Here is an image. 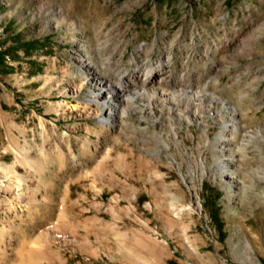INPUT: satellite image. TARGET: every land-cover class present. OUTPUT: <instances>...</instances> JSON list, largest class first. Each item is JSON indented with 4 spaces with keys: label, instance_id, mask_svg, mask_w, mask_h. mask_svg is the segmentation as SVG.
<instances>
[{
    "label": "rangeland",
    "instance_id": "obj_1",
    "mask_svg": "<svg viewBox=\"0 0 264 264\" xmlns=\"http://www.w3.org/2000/svg\"><path fill=\"white\" fill-rule=\"evenodd\" d=\"M0 49V264H264V0H0Z\"/></svg>",
    "mask_w": 264,
    "mask_h": 264
},
{
    "label": "bare ground",
    "instance_id": "obj_2",
    "mask_svg": "<svg viewBox=\"0 0 264 264\" xmlns=\"http://www.w3.org/2000/svg\"><path fill=\"white\" fill-rule=\"evenodd\" d=\"M87 65L89 66V67H91V64L90 63H87ZM87 66V67H88ZM94 68V67H93ZM93 68H92V70H93ZM95 69H97V68H95ZM164 73V72H163ZM162 73V74H163ZM139 77V78H141V77H143V76H145V77H147V79H146V82L147 81H149V82H151V81H154V80H156V79H158L157 77H155V74H145L144 73V71H142V70H140V69H138L137 70V72H136V74H135V77ZM135 79V78H134ZM138 80V79H137ZM105 84L103 83V87H101V89L97 92V95L93 98V100L97 103V105H99L100 107H101V110H100V114H101V116L103 117V119L106 121V122H110V123H112L113 122V120L115 119V115H116V112H117V110H116V108L118 107V105L116 104L115 106H110V103H112V102H114V103H117V101L119 100V99H121V98H123L124 99V96H125V92L127 91V88L126 87H124V86H122V87H117V86H114V84H112V83H110V85H112L113 87H114V89L113 90H110L109 89V87L107 86V85H105ZM197 96H200L199 94L197 95ZM174 98V97H173ZM221 100H223L225 103H226V105H228V102L225 100V99H223V98H221ZM235 123V121L233 120V122L229 125V124H226V128H229V127H233L234 128V124ZM105 125V124H104ZM114 126H116V125H114ZM110 127V126H109ZM237 129V128H236ZM225 133H226V130H225V132H223L222 133V135H223V140H222V144H221V153H225L226 152V150H227V146H230V144H231V142H230V140H228V139H226L225 138ZM232 135H233V133H232ZM238 135V134H237ZM228 167V165H226V168ZM18 185H17V187H20L21 186V183H22V180H19L18 182ZM18 197V196H17ZM65 212V211H64ZM63 214H65V213H63ZM62 214V215H63ZM64 216V215H63ZM60 217V216H59ZM40 236H42V235H40ZM40 238V237H39ZM39 243H36V246H37V244H38V246H39V244L40 245H42L41 243H40V241H38ZM36 247L35 249H38L39 247ZM43 246V245H42ZM41 246V247H42ZM43 248H39V252L41 253V250H42ZM44 251V250H43ZM36 252V251H35ZM40 253H39V255H40ZM43 253V252H42ZM41 253V254H42ZM38 254H37V256H39ZM40 257V256H39ZM31 258V257H30ZM32 260H35L34 259V256L32 255Z\"/></svg>",
    "mask_w": 264,
    "mask_h": 264
},
{
    "label": "trees",
    "instance_id": "obj_3",
    "mask_svg": "<svg viewBox=\"0 0 264 264\" xmlns=\"http://www.w3.org/2000/svg\"><path fill=\"white\" fill-rule=\"evenodd\" d=\"M7 56H11L12 54L10 52V50H1L0 49V63H5Z\"/></svg>",
    "mask_w": 264,
    "mask_h": 264
}]
</instances>
